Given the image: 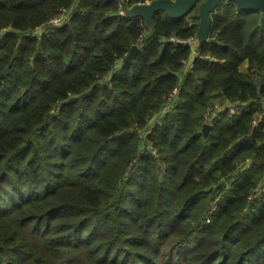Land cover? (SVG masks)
I'll list each match as a JSON object with an SVG mask.
<instances>
[{"label": "trees", "instance_id": "1", "mask_svg": "<svg viewBox=\"0 0 264 264\" xmlns=\"http://www.w3.org/2000/svg\"><path fill=\"white\" fill-rule=\"evenodd\" d=\"M120 1L0 0V264H264L263 12Z\"/></svg>", "mask_w": 264, "mask_h": 264}, {"label": "water", "instance_id": "2", "mask_svg": "<svg viewBox=\"0 0 264 264\" xmlns=\"http://www.w3.org/2000/svg\"><path fill=\"white\" fill-rule=\"evenodd\" d=\"M198 0H153L147 4H136L130 10L129 14L132 16L138 15L144 17L146 20L150 19L152 12L158 8L164 9L169 15H184L196 4ZM221 0H202L199 4V24H198V37L202 41L205 36L209 26V11L218 5ZM237 8L242 10H260L263 12L262 16L264 18V0H232ZM137 45H131L127 54L123 58V61H128L131 59L135 52L137 51ZM210 128L209 124H203L202 130L206 135Z\"/></svg>", "mask_w": 264, "mask_h": 264}, {"label": "built area", "instance_id": "3", "mask_svg": "<svg viewBox=\"0 0 264 264\" xmlns=\"http://www.w3.org/2000/svg\"><path fill=\"white\" fill-rule=\"evenodd\" d=\"M128 1V0H125V1H121L120 2V5H119V10H118V13L126 18L128 17H131L132 15L129 14L128 12V8H126L125 6V2ZM129 7V6H128ZM66 15H67V9L65 8H61L57 14H55L52 18L49 19V21L47 22V26H54V25H59L61 22H63L66 18ZM179 40V39H178ZM138 41H140L138 39ZM179 41H182V42H185L189 45V48H190V52H189V56L187 59L183 60V64L184 66L186 67L191 61L192 59L198 55L199 51H198V48H199V45L201 43L199 37L197 35L195 36H189L188 38L184 39V40H179ZM127 53H125L126 55ZM176 94V90H173V93L170 95L169 99L172 101L175 94ZM228 109V112L230 114H233L235 113L236 111L240 110L242 107H243V104L242 103H226L224 104L223 106H216L212 109L210 108H207L205 110V113H204V121H205V124H211V122L213 121V118H212V114L211 112L214 111V110H221L222 107H224ZM252 124H256V119H253L252 120Z\"/></svg>", "mask_w": 264, "mask_h": 264}, {"label": "rangeland", "instance_id": "4", "mask_svg": "<svg viewBox=\"0 0 264 264\" xmlns=\"http://www.w3.org/2000/svg\"><path fill=\"white\" fill-rule=\"evenodd\" d=\"M122 1H125V0H122ZM151 1H153V0H151ZM172 1H174V0H172ZM120 2H121V1H120ZM126 2H128V1H126ZM126 2H125V6H126V8H128V9L130 10V8H132V7L135 6L136 4H140V3H141V4H147V3H149L150 1H143V2L141 1V2H138V3H136V4H133L132 6H129V7H128V5H127ZM134 44L136 45V43H133L132 45H134ZM227 103H229V102H227ZM225 104H226V103H225ZM222 105H223V104H222ZM222 105H221V103H218V104H212V105L208 106L207 108H210V109L213 110L214 107H216V106H222ZM207 108H206V109H207ZM206 109H205V110H206ZM204 113H205V112H204ZM247 162H249V160L244 161V162H243L242 164H240V165H243V164L245 165Z\"/></svg>", "mask_w": 264, "mask_h": 264}]
</instances>
